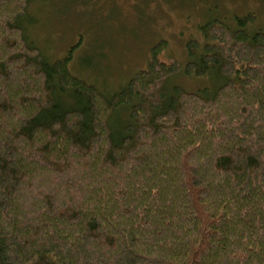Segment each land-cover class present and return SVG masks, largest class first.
I'll return each instance as SVG.
<instances>
[{
    "label": "trees",
    "instance_id": "obj_1",
    "mask_svg": "<svg viewBox=\"0 0 264 264\" xmlns=\"http://www.w3.org/2000/svg\"><path fill=\"white\" fill-rule=\"evenodd\" d=\"M33 1L0 0V264H264L255 15L200 25L184 65L160 40L107 95L30 38Z\"/></svg>",
    "mask_w": 264,
    "mask_h": 264
},
{
    "label": "rangeland",
    "instance_id": "obj_2",
    "mask_svg": "<svg viewBox=\"0 0 264 264\" xmlns=\"http://www.w3.org/2000/svg\"><path fill=\"white\" fill-rule=\"evenodd\" d=\"M29 10L30 38L46 56L54 61L73 50L72 71L107 95L146 68L160 40L167 42L164 55L184 65L188 41L211 19L253 14V26L264 29V0H34ZM208 81L181 71L167 87L192 91Z\"/></svg>",
    "mask_w": 264,
    "mask_h": 264
}]
</instances>
